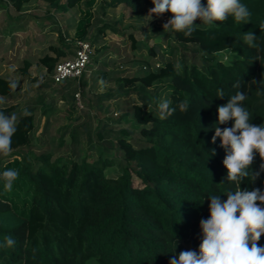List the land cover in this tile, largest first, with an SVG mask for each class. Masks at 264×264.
Masks as SVG:
<instances>
[{
	"label": "trees",
	"instance_id": "trees-1",
	"mask_svg": "<svg viewBox=\"0 0 264 264\" xmlns=\"http://www.w3.org/2000/svg\"><path fill=\"white\" fill-rule=\"evenodd\" d=\"M11 1L21 10L30 0ZM44 1L62 13L81 7L74 41L61 38L65 48L51 46L39 58L47 72L53 73L57 63L69 56L68 48L89 38L97 0ZM241 3L251 12L249 22L238 24L232 17L211 26L198 22L191 37L172 31L170 38L176 44L165 50L168 58L160 60L153 54L143 61L142 72L116 75L120 90L139 91L140 101L132 105V115L141 138L132 140L130 132L123 131L118 139L123 156L118 176L108 174L114 162L107 157L79 161L68 156L64 160L43 151L34 160L16 157L8 161L0 154V173L9 168L19 172L10 191L0 178V264H169L173 254L187 250L184 243L199 248L200 221L210 215L209 195H220L225 201V193L238 187L226 180V153L220 139L211 142L215 126L231 127L234 122L217 124V107L236 91H244L251 123L264 124L260 85L264 80V31L259 27L264 22V0ZM121 5L133 13L154 6L151 0H110L107 4L110 8ZM249 31L257 36L256 48L244 42L243 34ZM177 45L191 48L201 62L189 64L175 58ZM225 52L234 56L232 61L219 60ZM176 64L181 65L179 70ZM32 65L33 60L25 59L22 72L29 75ZM100 77L107 79V74ZM165 81L170 82L169 108L175 111L162 119L160 108L153 109L157 94L147 90ZM238 81L240 89L233 88ZM17 84L15 79L0 76V96L11 94ZM218 89L224 90L225 97L216 96ZM181 101L189 103L187 112L179 110ZM15 109L0 107L8 115ZM27 113L16 119L11 153L33 144L35 117L32 110ZM260 163L256 154L252 169L259 170ZM240 188L264 190V173L255 182L246 178ZM5 236L16 241L13 247L2 246ZM257 243L264 246V234Z\"/></svg>",
	"mask_w": 264,
	"mask_h": 264
},
{
	"label": "rangeland",
	"instance_id": "rangeland-1",
	"mask_svg": "<svg viewBox=\"0 0 264 264\" xmlns=\"http://www.w3.org/2000/svg\"><path fill=\"white\" fill-rule=\"evenodd\" d=\"M109 1L97 0L93 9L90 36L85 41L92 44L94 54L86 75L64 89L53 83L52 73L47 72L39 58L50 52L51 46L64 47L61 38L74 41L82 18L81 7L62 13L44 0H30L18 10L13 1L0 0V76L18 82L11 94L0 96V107L15 106L10 115L16 118L28 110H32L35 117L32 146L8 154L5 160L12 161L16 157L34 160L43 151L64 160L68 156L79 161L107 157L114 162L108 174L114 177L120 174L118 163L123 156L118 139L123 131L130 132L132 140L141 139L132 115V105L140 98L134 88L120 90L116 75L134 76L142 72L143 61L150 60L153 54L160 60L168 58L165 50L176 43L170 38L172 31L165 32L162 27L172 14L148 17L152 7L133 13L124 5L110 8ZM198 22H201L199 18L194 21ZM76 46L68 48V57L73 55ZM174 57L185 59L189 64L201 62V57H195L191 48L181 45H177ZM233 57L225 52L219 55V60L230 62ZM26 58L33 60L29 75L22 72ZM104 73L107 79L100 77ZM169 86L170 82L165 81L147 90L149 94H157V106L153 109L169 101ZM183 245L187 250H199L191 244Z\"/></svg>",
	"mask_w": 264,
	"mask_h": 264
},
{
	"label": "clouds",
	"instance_id": "clouds-1",
	"mask_svg": "<svg viewBox=\"0 0 264 264\" xmlns=\"http://www.w3.org/2000/svg\"><path fill=\"white\" fill-rule=\"evenodd\" d=\"M154 5L148 10V17L153 14L161 16L166 12L172 14L163 25L165 32L175 31L185 37H191L197 29L194 23L198 18L203 25L223 23L232 17L235 23L242 24L250 21L251 12L241 0H151ZM264 31V22L259 25ZM244 42L252 48L257 36L251 31L243 34ZM176 70L181 65L174 66ZM101 90L104 82L101 81ZM241 83L233 84V88L240 89ZM264 89V80L260 81ZM259 94V93H258ZM216 96L225 97L223 89H218ZM247 95L244 91H236L226 104L217 107V124H227L234 121L231 127L215 126L211 138L213 144L220 139V147L225 151L223 165L227 169L226 180L236 184V190H229L225 194L227 199L222 201L220 195H209V218L201 219L200 228L202 240L199 250L181 251L178 256L173 254L169 264H264V246L257 242L264 234V190L253 188L241 190L240 184L246 178L255 182L264 173V124L251 123L252 114L244 105ZM170 101L160 105L161 118L171 115L175 109L169 108ZM181 112H187L189 103L181 101L178 105ZM27 115V111H25ZM16 116L0 111V154L7 156L11 153L12 137L16 132ZM215 155L216 150L212 149ZM256 154L261 163L259 170H253ZM16 169H6L0 173L4 180V188L10 191L13 182L18 178ZM238 214V215H237ZM251 242V246H249ZM16 241L11 236L4 237L3 247H13ZM176 243L174 242V249Z\"/></svg>",
	"mask_w": 264,
	"mask_h": 264
},
{
	"label": "built area",
	"instance_id": "built-area-1",
	"mask_svg": "<svg viewBox=\"0 0 264 264\" xmlns=\"http://www.w3.org/2000/svg\"><path fill=\"white\" fill-rule=\"evenodd\" d=\"M94 48L88 41L77 42L75 56L57 63L51 77L55 84L80 80L88 71ZM159 66V64H157ZM78 97V102H80Z\"/></svg>",
	"mask_w": 264,
	"mask_h": 264
},
{
	"label": "crops",
	"instance_id": "crops-1",
	"mask_svg": "<svg viewBox=\"0 0 264 264\" xmlns=\"http://www.w3.org/2000/svg\"><path fill=\"white\" fill-rule=\"evenodd\" d=\"M77 34V28H76V30H75V35ZM66 41H68L69 42V40H66ZM71 42V41H70ZM63 44V43H62ZM63 46L64 47H62V46H60V48H65V45L63 44ZM75 56V53H73V55H72V57H63L60 61H62V60H65V59H71V58H73ZM26 59H30V58H26ZM30 60H32V59H30ZM87 73V72H86ZM86 75V74H85ZM84 75V76H85ZM10 79H13V78H10ZM75 81H78V80H74V81H68V82H65L64 84H62V86L61 87H63L64 89H67L71 84H72V82H75ZM55 84V83H54ZM59 85V84H58ZM60 86V85H59Z\"/></svg>",
	"mask_w": 264,
	"mask_h": 264
}]
</instances>
